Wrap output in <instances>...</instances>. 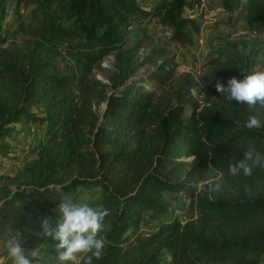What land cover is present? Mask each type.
Listing matches in <instances>:
<instances>
[{"label":"trees","instance_id":"trees-1","mask_svg":"<svg viewBox=\"0 0 264 264\" xmlns=\"http://www.w3.org/2000/svg\"><path fill=\"white\" fill-rule=\"evenodd\" d=\"M200 2L0 0V155L9 148L4 139L13 123L37 125L27 145L33 156L0 173V235L39 232L41 220L60 215L55 209L62 198L76 202L88 192L82 204L109 211L103 254L93 264L263 259L264 168L232 176L228 162L248 145L264 151V107L230 103L215 88L217 81L227 85L256 72L260 42L219 41L208 60L209 81L199 87L193 74L176 68L174 56L158 61L164 49L149 33L150 25H160L174 47L187 49L204 22ZM8 4L12 24L3 22ZM220 4L225 22H241L250 33L264 28V0ZM131 24L138 30L132 41ZM139 48L150 49L139 55ZM110 53L114 59L104 72L101 62ZM147 63L152 66L136 76ZM250 115L262 127L237 128L234 121ZM212 169L216 174L205 181ZM215 182L219 191L210 190ZM168 192L184 199V220L168 218ZM146 216L151 226L144 232ZM55 243L36 237L27 248L44 244L43 263L59 264Z\"/></svg>","mask_w":264,"mask_h":264},{"label":"rangeland","instance_id":"rangeland-1","mask_svg":"<svg viewBox=\"0 0 264 264\" xmlns=\"http://www.w3.org/2000/svg\"><path fill=\"white\" fill-rule=\"evenodd\" d=\"M221 0H201L198 5V10L203 13L204 22L200 27L199 35L197 36L195 43L188 46L187 49L183 47H174L168 41V31H165L160 25L152 24L149 27V33L151 34L154 45H157L158 48L164 49L162 55L159 60L163 56H174V60L176 61V68L179 71H189L194 75L196 81L198 82L199 87H204L205 84L209 81V67L208 60L212 55L213 48L216 44L221 40L234 39V40H242V39H256L261 44V51L258 56V64L256 68V72L264 71V28L260 32L250 33L241 22H236L232 24L230 22H225V18L228 17V13L224 10L222 5L220 4ZM5 18H3V22H7V24H12L13 18H15V12L12 9L11 5H7L5 10ZM131 27H127L129 30L128 37L132 41L133 38L138 34V30L134 24L130 25ZM19 35L11 34L10 39L14 37H18ZM150 48H139L137 50V54L142 55L145 54ZM114 59V54H108L104 60L101 62V66L103 67L101 70L105 72V70L112 64ZM152 66V64L147 63L143 66H140L136 71V76L141 73H145V69L147 67ZM97 75L99 77L105 78L103 73L98 72ZM140 76V75H139ZM138 76V77H139ZM194 93L197 94V89L193 88ZM188 113V110L186 111ZM34 130H37V125L34 122L27 121H18L13 123V129L10 131L9 136L5 137V141L8 142L9 148L6 151L5 155H0V173H12L15 168H17L20 164H22L25 158H30L33 155L29 154L27 151L28 142L32 138V133ZM216 174V170L212 169L205 181H210V176ZM204 182V181H203ZM202 183V182H200ZM175 194L168 192L166 193V197L168 199V218L172 215L178 216V218L184 220L186 215L183 214L182 204L184 199ZM89 193H82L78 200L75 203L82 204L86 199H88ZM27 202H30L29 199L22 198ZM31 205L36 206L35 203H31ZM49 214H55L54 208L48 209ZM60 216V215H59ZM57 216V218H59ZM150 221L148 217H144L140 223V229L142 231H147L150 229ZM37 229H32L30 232L29 229L24 228L20 233V237L25 240L22 245L26 251V254L33 261V264H44V244L42 246H38L35 250H30L27 248V243L29 239L38 237L35 233H37ZM18 235V232L17 234ZM42 248V249H41ZM165 257H169L168 253H165ZM78 257L77 261L74 264H79ZM12 262L11 258L8 256L6 249L3 247V244L0 243V264L4 262ZM45 264H49L47 261ZM212 264V263H210ZM258 264H264V256L263 259Z\"/></svg>","mask_w":264,"mask_h":264},{"label":"clouds","instance_id":"clouds-1","mask_svg":"<svg viewBox=\"0 0 264 264\" xmlns=\"http://www.w3.org/2000/svg\"><path fill=\"white\" fill-rule=\"evenodd\" d=\"M216 91L228 102L235 100L238 104L246 103L250 108L257 104L264 107V71L253 72L243 79L232 77L227 85L217 81ZM237 128L248 130L260 129L261 120L250 115L247 120L234 121ZM255 167L264 168V151L253 145H248L239 160L228 162V172L232 176L243 174L251 176ZM221 183L210 185L211 191H219ZM55 210L60 216L55 221L46 217L40 221L41 231L35 233L38 237L51 238L55 241V250L59 264H74L78 257L83 264H93V258L99 260L105 247V238L101 235L104 229L105 217L109 211L103 207H92L88 204H78L70 199H61ZM31 232L32 229L29 228ZM25 240L20 233L9 236L7 233L0 235V243L6 249L12 264H33L26 254L28 251L22 246Z\"/></svg>","mask_w":264,"mask_h":264},{"label":"built area","instance_id":"built-area-1","mask_svg":"<svg viewBox=\"0 0 264 264\" xmlns=\"http://www.w3.org/2000/svg\"><path fill=\"white\" fill-rule=\"evenodd\" d=\"M128 27L130 28L131 26L129 25Z\"/></svg>","mask_w":264,"mask_h":264}]
</instances>
